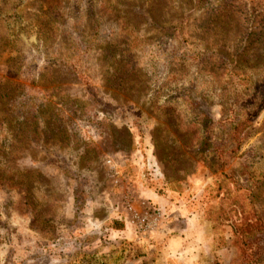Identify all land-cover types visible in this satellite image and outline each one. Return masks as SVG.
<instances>
[{"label":"rangeland","instance_id":"374dc122","mask_svg":"<svg viewBox=\"0 0 264 264\" xmlns=\"http://www.w3.org/2000/svg\"><path fill=\"white\" fill-rule=\"evenodd\" d=\"M176 206L264 264V0H0V264H157Z\"/></svg>","mask_w":264,"mask_h":264},{"label":"crops","instance_id":"0c3cea01","mask_svg":"<svg viewBox=\"0 0 264 264\" xmlns=\"http://www.w3.org/2000/svg\"><path fill=\"white\" fill-rule=\"evenodd\" d=\"M169 216H171L172 225L168 229L165 228L163 234L161 233L160 242L162 245H154L156 253L159 254L157 264H163L164 261L165 264H193L188 255L199 256L203 245L206 247L209 245L208 227L206 220L201 218L202 211L198 209L194 213L190 207L176 206V210L169 213ZM128 231V228L125 227L123 232ZM197 241L199 242L197 243ZM144 246L147 247V244ZM148 246L153 247L149 244Z\"/></svg>","mask_w":264,"mask_h":264},{"label":"built area","instance_id":"2783aa9c","mask_svg":"<svg viewBox=\"0 0 264 264\" xmlns=\"http://www.w3.org/2000/svg\"><path fill=\"white\" fill-rule=\"evenodd\" d=\"M107 163L115 165L111 159H108ZM125 208L128 224L132 226L134 234L138 237L146 236L151 231L157 229L163 218V212L160 208L147 200H129Z\"/></svg>","mask_w":264,"mask_h":264},{"label":"trees","instance_id":"16d2710c","mask_svg":"<svg viewBox=\"0 0 264 264\" xmlns=\"http://www.w3.org/2000/svg\"><path fill=\"white\" fill-rule=\"evenodd\" d=\"M246 225H247V228L249 227V223H246ZM235 231H237V230H235ZM241 233V232H240Z\"/></svg>","mask_w":264,"mask_h":264}]
</instances>
